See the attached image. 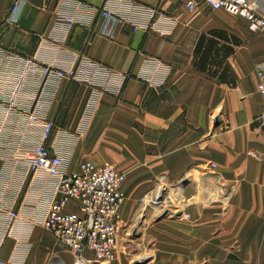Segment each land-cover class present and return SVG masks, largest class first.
<instances>
[{"label":"crops","instance_id":"1","mask_svg":"<svg viewBox=\"0 0 264 264\" xmlns=\"http://www.w3.org/2000/svg\"><path fill=\"white\" fill-rule=\"evenodd\" d=\"M104 1L0 0V259L48 264L59 249L41 224L58 199L55 180L18 165L39 141L40 124L27 123L34 112L53 121L47 145L64 159L65 173L91 161L125 174L119 222L155 181L169 188L190 179L174 189L192 201L188 221L166 223L176 228L178 251L190 260L264 264V165L257 158L264 156V128L254 122L262 111L255 68L264 63V30L252 33L244 18L203 5L189 11L188 0H132L156 11L152 28L137 31L77 6L98 8ZM71 15L85 24L66 28L63 17ZM213 29L240 41L224 62L227 82L192 64L198 37ZM13 53L62 70L85 55L106 66L114 84L120 75L127 78L118 91L98 95L88 84L51 79L39 85L32 79L5 118L18 70ZM216 120L213 137L206 139ZM211 164L219 184L233 188L222 201L221 189L217 199L204 191ZM66 210L77 211L76 203ZM11 211L17 216L9 225Z\"/></svg>","mask_w":264,"mask_h":264},{"label":"built area","instance_id":"2","mask_svg":"<svg viewBox=\"0 0 264 264\" xmlns=\"http://www.w3.org/2000/svg\"><path fill=\"white\" fill-rule=\"evenodd\" d=\"M80 10L97 14L102 20L119 25H128L133 31L152 28L156 11L132 0H105L96 8L77 3ZM203 5L210 10H221L231 15L243 17L252 33L264 30V0H188L186 9L193 11ZM66 28L73 23L84 25L75 16L63 17ZM18 70L13 79L6 100L5 118L18 108V101L25 84L37 79L39 85L49 80L65 79L74 84H88L101 92H115L122 87L126 75L114 84L110 70L85 55L70 70L42 65L32 57L13 53ZM160 65V63H157ZM256 92L260 98L262 111L254 119L259 128H264V63L255 68ZM27 123L40 124V137L36 146L20 159L18 165L26 172L45 171L55 180L56 201L49 203L41 221L44 229L64 245L72 254L73 264H109L114 259L119 233V210L124 200L123 185L125 174L113 165H98L91 161L79 164L74 172L65 173V161L51 152L47 145L55 128L53 121L40 119L34 112L27 116ZM254 157H257L254 155ZM264 165V156L257 157ZM17 163V161H15ZM74 202L77 211H67L68 203ZM16 212L8 213L9 225L16 219ZM0 264H5L0 259Z\"/></svg>","mask_w":264,"mask_h":264},{"label":"rangeland","instance_id":"3","mask_svg":"<svg viewBox=\"0 0 264 264\" xmlns=\"http://www.w3.org/2000/svg\"><path fill=\"white\" fill-rule=\"evenodd\" d=\"M217 123V120L212 123L206 139L213 137L212 129L215 130ZM210 167V171L205 175L208 178V185L204 191H208L207 193L210 194L209 199H217L219 192L216 188L221 189L222 194L219 201H222L231 193L233 188L230 184L229 188L222 187V181L219 180L215 171L216 165L211 164ZM158 183L155 181L151 188L145 190L120 220L115 256L109 264H217L215 260H190L186 258L178 251L179 245L174 242L176 228L166 224L167 222L188 221L189 213L186 211L174 212L171 200L172 198L188 199L184 192L174 189H183L191 184V180L181 179L169 188L166 186L160 188ZM170 190H174V192L171 194ZM194 197L195 192L189 195V198L194 199ZM189 205H192V201ZM56 246L59 249L56 250V253L50 254L48 264H73L71 252L58 242Z\"/></svg>","mask_w":264,"mask_h":264},{"label":"trees","instance_id":"4","mask_svg":"<svg viewBox=\"0 0 264 264\" xmlns=\"http://www.w3.org/2000/svg\"><path fill=\"white\" fill-rule=\"evenodd\" d=\"M239 45L235 36L220 29L210 30L198 37L192 64L196 70L207 73L218 82H227L224 62Z\"/></svg>","mask_w":264,"mask_h":264},{"label":"bare ground","instance_id":"5","mask_svg":"<svg viewBox=\"0 0 264 264\" xmlns=\"http://www.w3.org/2000/svg\"><path fill=\"white\" fill-rule=\"evenodd\" d=\"M207 8V7H206ZM209 9V8H208ZM221 11V10H219ZM224 12V11H223ZM226 13V12H225ZM228 14V13H227ZM231 15V14H230ZM236 16V15H233ZM218 191V190H217ZM191 200L186 198H172L171 200V206L174 208V212H182L186 211L187 208H189ZM74 262V259H73Z\"/></svg>","mask_w":264,"mask_h":264}]
</instances>
